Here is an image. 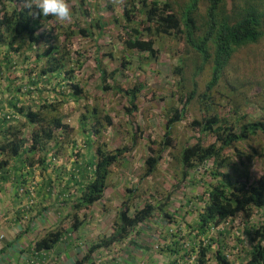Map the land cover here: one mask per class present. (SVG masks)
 <instances>
[{"label": "rangeland", "instance_id": "374dc122", "mask_svg": "<svg viewBox=\"0 0 264 264\" xmlns=\"http://www.w3.org/2000/svg\"><path fill=\"white\" fill-rule=\"evenodd\" d=\"M157 1L182 4L185 0ZM67 2L73 14L72 19L63 23L57 22L54 17L44 19L40 21L37 34H50L53 43H63L64 34L74 31L70 44L66 43L64 47V52L68 54L67 68L74 70L73 79L51 78L49 84L41 83L38 89L32 87L29 78L35 79L43 65V61L39 65L35 62V54L39 50L29 49L25 38L17 39L15 51L0 42L2 101L9 99L11 91L15 92L18 88L20 92L17 96L21 103L35 111L42 101L49 102L60 96L66 98L56 112L42 111V115L45 119L49 115L59 116L68 129L64 132L54 129L55 137L52 140H43L33 154L26 155L34 162L32 178L26 179V184L35 186L36 205L29 220L39 222L41 218L47 220L45 225H55L51 218L56 219L59 224L54 230H61L64 234L62 241L55 246V250H61L58 255L60 258L55 260L49 255V264H73L93 244L109 236L117 212L127 198L131 199V216L146 204H167V216H153L132 229L126 239L95 251L86 264H196L199 258L198 244L206 243L209 238L214 239L215 243L206 255V264H217L214 252L219 248L230 264L246 262L253 246L252 231L264 225V211L253 208L248 215L238 213L209 230L207 237L199 235L197 220L206 204L210 184L215 182L211 176L213 164L210 161L188 169L182 166L179 156L183 147L195 143L197 139L204 145L215 141L211 135L192 126L193 120H201L210 114L206 108L210 99L215 104V110L224 118L233 120L243 116V120L264 122V38L240 48L224 69L219 84L208 90L210 64H206L194 76L201 61L180 40L166 35H153L154 47L158 50L155 60L149 59L147 54L129 51L124 47L121 38H127L122 18L126 0H86V6L92 7V16H101L106 24L97 39L79 34L78 26L84 27L89 19L81 15L79 0ZM230 3L228 0V8ZM3 4L8 11L22 7L20 1L3 0ZM204 11L203 1L200 12ZM143 19L140 15L136 17L138 22ZM6 36L4 33L5 40ZM144 37L148 38L147 35ZM44 47L41 43L39 48ZM97 56L108 71L118 70L116 80L123 88L142 84L136 109L131 114L126 111L129 107L124 95L101 89L102 83L95 63ZM123 59L128 63L125 69L121 66ZM178 67L182 68V77L174 71ZM73 80L84 93L77 100L71 97L72 89L68 86ZM191 93L193 98L185 107L181 121L172 128L170 147L163 153L155 172L145 177V160L149 155L150 141L163 138L170 108L181 109L183 104L180 99H187ZM106 118L111 120V124L107 123ZM15 124L21 125L27 147L31 144L33 132L45 126L28 124L22 117ZM98 124L102 126L100 135L87 139L88 131L100 129ZM133 136L136 142H133ZM86 141L89 146L84 147ZM102 143L106 144L110 152L117 148H130L133 143L135 145L119 163L110 168L104 197L90 208L77 211L79 223L75 224H79V227L72 230L70 215L75 212L73 203L79 194L76 182L81 179L76 169L84 168L90 177L92 170L82 163L95 158L96 147ZM250 145L264 150V134L254 136L249 142L236 144L238 149L245 152H249ZM78 152L80 156L75 161ZM225 154L231 156L232 152L226 150ZM232 163L228 171L234 178L242 167L235 157ZM43 166L47 169L41 174ZM235 168L238 171L236 173ZM261 172L262 159L257 157L246 172L250 182H254ZM48 177L51 189L45 191L43 186ZM39 184H43L41 188ZM27 224L21 223L22 226ZM37 237L35 234L29 242ZM27 246L26 258L36 260L30 255V249L35 248V245L29 243ZM173 247L179 251L178 254H170L169 248Z\"/></svg>", "mask_w": 264, "mask_h": 264}, {"label": "trees", "instance_id": "16d2710c", "mask_svg": "<svg viewBox=\"0 0 264 264\" xmlns=\"http://www.w3.org/2000/svg\"><path fill=\"white\" fill-rule=\"evenodd\" d=\"M203 1L205 11L201 13L200 7ZM227 2L228 0H185L182 4L175 3V6L171 1L126 0L122 18L127 38H121V41L127 50L147 54L149 59L155 60L158 58V50L154 47L153 35H166L180 40L194 51L201 61L198 72H195L194 76L206 64H210L211 75L207 84V89L210 90L219 84L224 69L240 48L255 44L264 38V0H230V8L227 7ZM91 9L92 7L86 6V0H79V11L85 19H89V22L84 27L78 26V32L83 37L97 39L102 34L106 24L101 16H92ZM138 15L144 19L138 22L136 20ZM50 18L52 17L31 15L30 11L23 7L8 11L3 4V0H0V42L5 43L9 50L15 51L14 44L17 39L25 38L29 49L37 48L39 50L35 54V62L39 65L43 61V65L40 67L35 79L29 78V83L36 89L41 83L49 84L51 78L62 77V79L67 80L74 78V70L67 68L68 54L64 52L66 43L70 44L75 35L74 31L64 34L65 40L63 43H53L50 34H37L40 21ZM4 33L7 34L6 40L3 38ZM144 35H147L148 38H145ZM41 43L45 47L40 49ZM20 45L21 43L18 44L19 48ZM19 48L17 49L19 50ZM95 63L102 83L101 89L124 95L129 107L126 108V111L131 114L136 109V100L142 84L137 83L125 89L116 80L118 70L108 71L99 56L95 58ZM127 65L128 63L123 59L122 68L125 69ZM174 71L182 77L181 67L175 68ZM68 86L72 89L71 97L73 99L77 100L84 94L74 80ZM19 92V88L15 92L12 90L11 97L5 102L0 97V180H6L4 175L7 171L6 168L14 158L19 159L20 166L22 164L23 167H27V174L32 176L34 171L31 168L34 162L26 155L33 154L43 140L46 142L52 140L55 137L54 129L63 132L68 129V125L63 124L59 116L49 115V118L45 119L42 115V111L47 113L56 112L66 99L65 97L60 96L49 102L42 101L35 111L21 103L20 98L17 96ZM192 93L194 95V92ZM192 93L187 99H180L183 104L181 109L170 108L163 138L160 141H150L148 146L149 155L145 160V177H149L155 172L163 153L170 147L172 128L181 121L185 107L193 98ZM207 102L206 108L210 114L201 120H193L192 126L197 127L202 133L211 135L215 141L204 145L200 139H197L195 143L183 147L179 156L182 166L188 169H194L196 166L210 161L213 164L211 176L215 182L210 184L206 204L199 214L196 228L197 233L205 237L208 236L207 232L209 230L218 227L238 213L248 215L253 208L264 211V150H258L250 145L249 152H245L236 146L239 142H249L254 136L264 134V122L243 120V116L229 120L222 117L215 110V104L211 99ZM8 116L9 118H7ZM20 117L28 124H45L39 131L33 132L31 144L26 148L25 139L21 133L22 127L15 124ZM106 120L108 124H111L109 118H106ZM101 130V125L98 130L91 129L87 133V139L91 140V136L100 135ZM132 140L136 142L135 136ZM86 145H88L87 141L84 143V147ZM134 145L135 143L130 148H117L110 152L107 151L106 144L102 143V145L96 147L95 158H90L88 162L82 163V165L92 170L90 177H88L84 168L80 169L79 167L76 169L81 179L76 182L79 194L75 197L73 203L75 212L70 215L73 222L72 230L79 227V224H75L76 222L79 223L77 211L90 208L104 197L110 168L119 163ZM226 150H230L232 155L227 156L225 154ZM75 155L77 156L75 161H78L80 153L78 152ZM233 157L239 161L242 167L239 175L236 174L234 178L228 171L233 165ZM257 157L262 159V172L254 182H250L246 172H248V167ZM43 163L44 160L41 164L43 165ZM46 169L43 166L41 174ZM236 169H234L235 173ZM23 177L18 175L15 180L16 196L18 198L26 197L23 204L20 200L21 206L18 209V214L20 213L23 218L26 217L27 219H25L28 220L36 207L34 201L35 186L33 197H30L28 192L25 196H19L18 189L27 185L26 178ZM49 179L50 177L46 178L45 184L43 183L45 191L51 189ZM42 185L39 184L40 188ZM30 200L33 201L31 204H29ZM130 203L131 199L127 198L117 212L112 233L88 248L85 254L74 260V264L88 263L95 251L109 248L114 243L126 239L132 229L144 224L153 216H167L165 209L167 204H161L160 206L146 204L131 216L129 212ZM63 236L61 230L47 232L34 244L33 253L35 250L45 251L46 255L44 257L47 258L55 249V246L62 241ZM214 241V239L209 238L206 243L199 242V258L196 260V264H206V255L212 244L215 243ZM251 241L253 246L248 253L249 258L245 264H264L263 224L252 231ZM169 252L170 254L179 253L175 247L169 248ZM214 257L217 264H230L220 248L214 252ZM38 263L42 264L41 261Z\"/></svg>", "mask_w": 264, "mask_h": 264}, {"label": "crops", "instance_id": "0c3cea01", "mask_svg": "<svg viewBox=\"0 0 264 264\" xmlns=\"http://www.w3.org/2000/svg\"><path fill=\"white\" fill-rule=\"evenodd\" d=\"M4 93V92H3ZM0 97H2L0 89ZM11 96H9L10 98ZM8 138V135H7ZM25 144V148H26ZM6 173L4 174L6 180H0V234L4 235V238L0 239V264H39L42 262L45 257L33 253V248L30 249L33 257L36 260H31L26 258V248L28 244L34 246V244L41 239L49 231H53L59 222L52 219L55 225H45L47 220H41L39 222L30 221L23 218L20 213L18 214V209L25 202L26 197H17L16 196V177L18 175L24 176L23 178L29 179L31 175L27 174L28 168L20 166V160L14 158L11 160L9 166L6 168ZM32 178V177H31ZM69 219V218H68ZM28 223L26 226H22L21 223ZM52 226V227H51ZM37 235V239L33 242H29V239L32 241V237ZM29 242V243H27ZM27 243V245L25 244ZM36 251V250H35ZM61 253V250H52L51 257L55 260L59 259L58 256ZM249 255H247V260ZM43 257V258H42ZM49 257V256H48ZM29 261V262H28ZM28 262V263H27ZM41 264V263H40ZM74 264V261H73ZM245 264V262H243Z\"/></svg>", "mask_w": 264, "mask_h": 264}, {"label": "clouds", "instance_id": "9594fccd", "mask_svg": "<svg viewBox=\"0 0 264 264\" xmlns=\"http://www.w3.org/2000/svg\"><path fill=\"white\" fill-rule=\"evenodd\" d=\"M20 3L31 15L54 17L61 23L70 21L73 16L67 0H20Z\"/></svg>", "mask_w": 264, "mask_h": 264}, {"label": "built area", "instance_id": "2783aa9c", "mask_svg": "<svg viewBox=\"0 0 264 264\" xmlns=\"http://www.w3.org/2000/svg\"><path fill=\"white\" fill-rule=\"evenodd\" d=\"M7 118H9V116L7 117ZM11 118V117H10ZM26 192H28V194L30 195V197H33L34 196V186H24V187H21V188H19L18 189V195L19 196H25L27 193ZM33 201L32 200H30L29 201V204H31ZM2 238H4V235L3 234H0V239H2ZM42 252V255H46L45 254V251H41ZM41 252H39V251H35L34 252V254H38V255H40V253ZM249 257V256H248ZM42 264H49V260H48V257L47 258H45L43 261H42Z\"/></svg>", "mask_w": 264, "mask_h": 264}]
</instances>
